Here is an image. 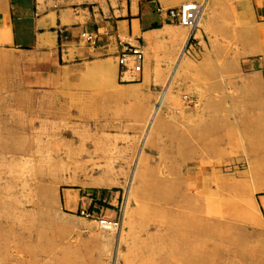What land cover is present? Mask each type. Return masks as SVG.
<instances>
[{"label":"rangeland","instance_id":"374dc122","mask_svg":"<svg viewBox=\"0 0 264 264\" xmlns=\"http://www.w3.org/2000/svg\"><path fill=\"white\" fill-rule=\"evenodd\" d=\"M208 47L145 104L1 108L0 264H264V85Z\"/></svg>","mask_w":264,"mask_h":264},{"label":"crops","instance_id":"0c3cea01","mask_svg":"<svg viewBox=\"0 0 264 264\" xmlns=\"http://www.w3.org/2000/svg\"><path fill=\"white\" fill-rule=\"evenodd\" d=\"M187 2L203 5L192 29L168 11ZM191 42L201 59L211 42L242 43V67L264 85V0H0V114L50 90L153 101L201 62L180 58ZM123 46L142 49L139 71L131 55L121 63Z\"/></svg>","mask_w":264,"mask_h":264},{"label":"built area","instance_id":"2783aa9c","mask_svg":"<svg viewBox=\"0 0 264 264\" xmlns=\"http://www.w3.org/2000/svg\"><path fill=\"white\" fill-rule=\"evenodd\" d=\"M168 11L170 16L176 19L179 24L192 29L198 24L200 20L202 4H199L198 2H187L180 6L172 7ZM194 46V43H189L185 47L184 52H193ZM128 55L133 56L134 70L139 71L143 61L142 49L139 47L123 46L120 58L122 64L125 62Z\"/></svg>","mask_w":264,"mask_h":264},{"label":"bare ground","instance_id":"6f19581e","mask_svg":"<svg viewBox=\"0 0 264 264\" xmlns=\"http://www.w3.org/2000/svg\"><path fill=\"white\" fill-rule=\"evenodd\" d=\"M183 52V51H182ZM181 54H183V53H181ZM181 56V55H180ZM181 58V57H180ZM160 106V104H158L157 106H156V109H155V112H156V110L158 109V107ZM108 182V181H107ZM103 222V225H102V227H104V228H112L113 226V224L111 225L109 222H106V221H102Z\"/></svg>","mask_w":264,"mask_h":264}]
</instances>
